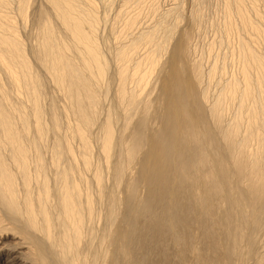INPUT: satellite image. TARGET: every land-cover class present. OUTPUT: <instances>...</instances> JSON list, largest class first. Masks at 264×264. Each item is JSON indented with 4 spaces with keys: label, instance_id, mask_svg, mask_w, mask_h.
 <instances>
[{
    "label": "bare ground",
    "instance_id": "obj_1",
    "mask_svg": "<svg viewBox=\"0 0 264 264\" xmlns=\"http://www.w3.org/2000/svg\"><path fill=\"white\" fill-rule=\"evenodd\" d=\"M160 2L0 0V71L21 100L16 102L13 95L10 99V90L0 77V204L13 220L27 224L43 246H50L45 250L48 254L35 250L38 264H141L145 256H138L141 260L135 256L134 261L121 232L132 212L140 213L139 231L147 233L141 240L145 252L152 238L163 245L168 237L178 243L179 254L196 251V241L188 230L195 211L213 263L226 257L230 264H244L255 253L256 234L264 227V53L258 50L264 46V27L256 20L263 19L257 8L260 4L264 8V0H224L222 28L227 44L234 46L226 55L229 62L225 57L222 64L215 60L206 72L199 60L190 58L189 30H183L181 40L170 45L177 18L173 20L176 28L168 23L162 26L164 16L160 15L161 21L156 19ZM29 8L33 9L30 16ZM19 19L26 33L17 27ZM105 25L114 42L109 40L110 47L105 39L104 49L109 46L112 50L106 52L111 56L101 46L105 31L100 35V30ZM239 29L246 38L237 36ZM233 36L238 38L237 45L233 40L231 44ZM169 45L173 46L166 62L172 69L169 87L178 94L179 102L176 106L170 103L166 117L156 114L162 127L159 124V130L150 131L154 122L150 123L149 114L154 106L144 93ZM31 62L40 69H34ZM230 62L236 67L228 73ZM110 64L115 66L113 75ZM42 73L67 99L64 110L57 108L56 99L50 103L52 98L47 104L50 110L42 105L48 97L43 87L48 80H43ZM218 74L227 80L217 81L224 84L210 102L203 82L205 77L209 84L214 82ZM108 77L117 82L112 87L116 95L113 107L104 109L100 94L108 95ZM139 103L145 111L143 119L140 114V125L128 132L130 112ZM234 106L236 113L227 122L226 112ZM46 110L50 124L45 121ZM61 116L68 120L64 125L66 119L61 121ZM120 117L128 124L117 134ZM50 130L55 139L50 151L47 148L50 159L46 161V148H42L48 146ZM94 144L100 156L97 161L93 159ZM139 159L143 164L138 180L131 176V168ZM107 171L113 177L111 185ZM140 181L147 184L146 200L137 197ZM120 189L129 200V206H124L126 215L120 213L124 200L119 199ZM156 204H161V210L154 211ZM219 211L222 222L217 218ZM221 223L227 238L224 246L217 238ZM148 230L154 232L153 237ZM15 244L13 249L0 245V264H34L23 253L28 244L21 240ZM259 257L261 262L264 255Z\"/></svg>",
    "mask_w": 264,
    "mask_h": 264
},
{
    "label": "rangeland",
    "instance_id": "obj_2",
    "mask_svg": "<svg viewBox=\"0 0 264 264\" xmlns=\"http://www.w3.org/2000/svg\"><path fill=\"white\" fill-rule=\"evenodd\" d=\"M163 0H161V4H160V11H159V13L156 15V19L157 20H162V17H163V21H161V22H163L162 23V26H164V25H166L167 23L170 25H172V26H174V25H177V28H176V30H174V33H173V38H172V41H171V43H170V45H175L176 43H178L180 40H181V35H182V33L184 32L183 30H189L190 31V33H191V35H190V37L188 38V46H189V48H190V51H191V53H189L190 54V58L193 60V61H200L201 63H202V68L204 69L203 71L204 72H206V70H210V68H211V66H212V64H213V62H215V60L217 61H219V62H216L217 64H222V60H223V57H225V59H226V55H227V53H228V55H230V48H232L233 46H234V43L232 44V40H233V42L235 41V44L237 45V43L238 42H236V40L238 39L237 38V36H240V37H244L245 36V38L247 37L246 36V34H245V32L243 31V32H241V29H239L238 31H237V36L236 37H232L231 38V44L233 45H228L230 42H227V37H226V34H225V32L223 31V28H222V25H223V27H224V17H225V12H224V0H164L163 2H162ZM171 2H172V4H171ZM198 2V3H197ZM162 4H163V6H162ZM165 4V5H164ZM199 5V6H198ZM261 5V4H260ZM259 5V6H260ZM169 6H170V10H171V12H169L170 10H168L169 9ZM197 6H198V8H197ZM201 6V7H200ZM258 6V8L257 9H259L260 8V10H258L259 12H260V14H262V21L260 22L258 19H256L258 22H259V24L260 25H262V27H264V12H262V10H264V8H263V6H260L259 7ZM162 7H163V9H162ZM174 8V9H171V8ZM204 7V8H203ZM30 10L28 11V15L30 16L31 15V12L33 11V9H31V8H29ZM166 9L168 10V12L166 11ZM178 9V10H177ZM173 10V11H172ZM197 10H200V11H198V12H200V15L199 16H196L194 13H196L197 12ZM202 10V11H201ZM164 11V14L162 13V12ZM196 11V12H195ZM252 11V10H251ZM169 13V14H167V16H166V13ZM207 12V13H206ZM223 12V13H222ZM170 13H172V14H170ZM193 13V14H192ZM175 14V15H174ZM181 14V15H180ZM252 15H253V11H252V13H251ZM158 15L160 16V18L158 17ZM172 15V16H171ZM179 15V16H178ZM196 17H195V16ZM195 18H194V17ZM200 16H201V18H200ZM205 16V17H204ZM171 17V18H170ZM197 17H199V18H197ZM254 19L256 18L255 17V15H253L252 16ZM168 18V19H167ZM176 18H177V21H176ZM155 19V20H156ZM167 19V20H166ZM195 19H197V20H199V21H197V20H195ZM155 20H153V22L152 23H155ZM169 20V21H168ZM176 21L177 22V24H176V22H175V24L173 25V23H174V21ZM167 21V22H166ZM201 21V22H200ZM223 21V22H222ZM198 24H197V23ZM17 27H22V28H24V30H25V33H26V30L27 29H25L26 28V26H24V24H23V21L21 20V19H19V20H17ZM108 23L110 24V21H108ZM107 23V24H108ZM152 23H150V25H152ZM222 23V24H221ZM108 24V26H110ZM167 24V25H168ZM201 24V25H200ZM168 25V26H169ZM170 25V26H171ZM108 26L107 25H105V26H103L102 27V29L100 30V35H101V31L103 30V32L105 33V36L103 35V37L101 36V38L103 39V40H108V45H110L111 43H112V45H113V39H112V35H110L109 33V29H108ZM104 27H107V28H104ZM163 28V27H162ZM161 28V30H163L164 31V29H162ZM222 28V29H221ZM104 29H106V30H104ZM29 30V29H28ZM196 30V31H195ZM223 31V32H222ZM162 31H160V33H161ZM25 33L24 34H21L22 36H24L25 35ZM103 34V33H102ZM107 34V35H106ZM109 34V35H108ZM162 34V33H161ZM163 34H164V32H163ZM193 35V36H192ZM108 36V38H106ZM217 36V37H216ZM24 38V37H23ZM223 38V39H222ZM190 39V40H189ZM105 40V44H104V42H103V44L101 43V46H102V48L104 49V48H106V46H107V41ZM109 40H110V42H109ZM214 40V41H213ZM219 40V41H218ZM239 41V40H238ZM173 43V44H172ZM228 43V44H227ZM221 44V45H220ZM104 45H105V47H104ZM112 45H110V47L112 46ZM169 45V47L167 48V51L165 52L166 53V55L167 56H165V54H164V60H162L161 62H160V64H165V66H160V64H159V66H158V68H157V70H156V72L154 73V75H153V77H152V79H151V83H150V88L148 89L147 88V90H146V92L144 93V94H146V93H148L146 96H147V100H149V101H153V105L152 106H154V108L152 107L151 108V110L152 111H150L151 113L149 114V120H150V123L151 122H154V124L152 123V124H150L151 126H150V131H152V129L151 128H156L157 127V129H156V131L157 130H159L161 127H162V125L160 124V122H162V120H160L161 118H160V116L163 114V118L164 117H166V114H168V108H169V105H170V103H172L174 106H176V105H178V102H179V97H178V94L174 91V90H172L170 87H169V84H170V77H171V74H172V69H171V67H170V63H169V65H166L167 63L166 62H168L167 61V59L169 58L170 59V57H169V55H171V51L173 50V46L171 47ZM235 45V46H236ZM214 46V47H213ZM109 47V46H108ZM107 47V49H109ZM112 48H114V47H112ZM227 48V49H226ZM229 48V49H228ZM107 49H104L105 50V52H106V50ZM170 49H172V50H170ZM222 49V50H221ZM110 50H112V49H109L108 51H110ZM213 50V51H212ZM258 50H259V52L260 53H264V46L263 45H260V48H259V46H258ZM107 51V52H108ZM189 51V52H190ZM225 51H226V54H225ZM228 51V52H227ZM106 52V53H107ZM111 52V51H110ZM110 52H108L107 53V55H109V56H111L112 54H110ZM168 52H171V53H168ZM210 52V53H209ZM219 55H218V54ZM215 54H217L216 56H215ZM223 55V56H222ZM213 57V58H212ZM214 57H216L215 59H214ZM218 57V58H217ZM221 57V58H220ZM227 57H229V56H227ZM110 59V58H109ZM163 59V58H162ZM168 59V60H169ZM222 59V60H221ZM225 59H224V61H225ZM111 60H112V58H111ZM110 60V61H111ZM227 60V62H229L228 60H230L229 58H227L226 59ZM35 62H31V64H33V68L35 69V67H37L36 68V70H39L40 68L37 66V64H34ZM111 63H113L112 61H111ZM224 63V62H223ZM110 65H112V66H110L111 67V70H109V72L111 71V75H113V72H114V69H115V66H114V64H110ZM228 65L229 66H227L228 67V73H231V72H233V70H234V68L236 67V64H234V66H233V64L230 62V63H228ZM220 66H222V65H220ZM230 68V69H229ZM231 69H233V70H231ZM0 70L2 71V69L0 68ZM208 70V71H209ZM0 71V77H1V79L3 80L2 82L4 83L3 85H4V87L9 91V95H10V99L12 100V99H14L13 97H11L12 95L14 96H16L17 94L15 93V90H14V88H12V87H10V86H12L11 85V83H10V81H9V79L7 80L5 77V72H4V75H3V71L1 72ZM208 71H207V73H208ZM40 72V71H39ZM38 72V73H39ZM42 72V71H41ZM158 72H160L159 73V76H158ZM207 73H205V74H207ZM227 73V77L228 76H230V74H228ZM41 74V73H40ZM42 75H43V73H42ZM111 75H109V76H111ZM206 76V75H205ZM225 76V77H226ZM43 77V80L45 81H47L48 80V78H46V77H44V75L42 76ZM221 77V78H220ZM224 76H222L221 74H218V76H217V80H214V82L212 81V83L210 82V84H209V81L207 80V78L205 77V79H204V81L205 82H203L204 83V85L205 86H207L208 87V85H209V88H207L206 87V90L208 89L209 91H208V93H209V97H208V100L210 99H212L210 102H213L214 101V99H216V97H217V95L219 94L218 92H220L221 90H220V88H221V85L222 84H224V81L222 82V84L221 83H218V82H220V79L222 80H224L225 79V81L227 80V77L225 78H223ZM108 78H110V77H108ZM111 78H113V77H111ZM109 79V82H108V84H109V88H108V95H105V93H101L100 95H101V100H102V104H103V106H104V109L105 108H107V109H109L108 107H109V105H111L112 107H113V105H114V103H115V91H116V89H114V88H116V86H117V82H116V80L115 79ZM219 78V79H218ZM229 78V77H228ZM50 80H48L47 81V83H45L44 84V86L43 87H45L46 86V88L47 89H45L44 90V88H43V90L44 91H46L47 90V92H46V94L48 95V97H47V95L45 94V93H43V95H45V97L44 98H46L47 97V99H43L42 100V102H44V103H42V105L44 106V104H45V107L47 108V106L49 105V99L50 98H52V101H51V99H50V103L51 102H54L55 101V99H56V101H57V108H58V105H59V108H60V111L61 110H64L66 107L65 106H67L68 105V103H67V99L66 98H64L63 96V94L62 93H59L60 91H57V89L56 90H54L55 89V87H54V85L52 84H50V83H48ZM111 81V82H110ZM218 81V82H217ZM156 83V84H155ZM208 83V84H207ZM9 84V85H8ZM47 84H48V86H47ZM51 86H50V85ZM218 84V85H217ZM155 86V87H154ZM204 86V87H205ZM223 86V85H222ZM48 87L50 88V87H54V88H50L51 89V91H50V89L48 90ZM112 87H114L113 89H112ZM202 87H203V85H202ZM204 87H203V89H204ZM220 87V88H219ZM11 88V89H10ZM154 88V89H153ZM220 90V91H219ZM12 91V93H10ZM14 91V92H13ZM43 91V92H44ZM49 91V92H48ZM112 91V92H111ZM152 91V92H151ZM14 93V94H13ZM58 93V94H57ZM111 93V94H110ZM218 93V94H217ZM212 94V95H211ZM63 95V96H62ZM14 96V97H15ZM143 96H145V95H143ZM145 96V97H146ZM17 97H18V95H17ZM149 97V98H148ZM214 98V99H213ZM15 99H16V102H18V101H21L20 100V97L17 99L16 97H15ZM24 99V98H23ZM22 99V101L24 102V100H25V102L27 101L26 99H24L23 100ZM53 99H54V101H53ZM58 99V100H57ZM107 100V101H106ZM15 101V100H14ZM48 101V102H47ZM59 101V102H58ZM148 101V102H149ZM24 102V103H25ZM150 102V103H151ZM27 103V102H26ZM25 103V104H26ZM55 103V102H54ZM112 103V104H111ZM48 104V105H47ZM142 103H139V105L140 106H136L137 108H134V109H132V112H130V120H128V121H130V123L131 124H129L130 125V127H129V125L127 126V130H128V132H130V130H134V127L136 128V125H140L139 123H140V117H141V115H142V119H143V115H144V108L142 107V105H141ZM62 105V106H61ZM44 107V109H46ZM50 107H51V105L50 106H48V108L47 109H49L50 110ZM112 107H110V108H112ZM234 110V111H233ZM48 110H46L45 111V115L47 114V115H49V111L47 112ZM230 113H229V112ZM227 112H226V121L227 122H229L234 116H233V114L235 115V113H236V108H235V106L234 107H232V109L230 108L229 110H228ZM47 112V113H46ZM141 114V115H140ZM156 114H158V115H160V116H158V115H156ZM45 116V118H46V123L47 124H50V121H49V123H48V119H50V118H48V116ZM156 116H158L159 117V119L156 117ZM157 119H156V118ZM65 118V117H64ZM64 118H62V116H61V121H62V119L64 120ZM66 119V118H65ZM119 119H121V117L119 118ZM118 119V120H119ZM123 119V118H122ZM122 119L120 120V123H119V121L118 122H116V123H118L117 125H118V127H117V125L115 124V127H117V129L119 130H117L116 128V133L118 134V133H120V132H122V130H123V128H121V126L123 127L124 125H126V124H124L126 121H124V122H122ZM124 120V119H123ZM156 120H158V121H156ZM67 119H66V121L64 120V121H62L63 123V125H64V122L65 123H67ZM127 121V122H128ZM139 121V122H138ZM160 121V122H159ZM122 122V123H121ZM126 122V123H127ZM158 123V124H157ZM98 124V123H97ZM128 124V123H127ZM136 124V125H135ZM159 124L161 125L160 126V128L158 127L159 126ZM66 125V124H65ZM135 125V126H134ZM97 128V125H95L94 126V128ZM96 128L94 129V130H96ZM129 128V129H128ZM131 128H133V129H131ZM138 128V127H137ZM136 128V129H137ZM97 130H98V128H97ZM96 130V131H97ZM126 130V131H127ZM148 130L149 129H146V132H148ZM154 130V129H153ZM52 130H50L49 132H51ZM95 131V132H96ZM118 131V132H117ZM155 131V130H154ZM53 132V131H52ZM52 132L50 133V135L48 136L47 135V138H48V141H47V144H45V145H48V146H46V147H43L42 148V150L43 149H45V151H43V154H44V152H45V154H44V156H46V157H44V158H46V161H48V158L50 159V152L49 153H47V148H48V150L50 151V147L52 146V144L51 143H53V141H54V139H55V137H54V133L52 134ZM49 134V133H48ZM127 134H129V133H127ZM148 140H150V138L148 139ZM49 142V143H48ZM75 142V141H74ZM77 142V141H76ZM74 143L75 144V147L77 148V146L79 145L78 144V142L77 143ZM93 159L95 160V161H97V160H100V158L98 159V157H100L99 155H98V151H97V146L94 144L93 145ZM96 151H97V153H96ZM48 155H47V154ZM98 155V156H97ZM139 162H137V163H139V164H137L136 163V165L134 164L133 166H135V167H132L131 168V172H132V169H133V172L131 173V176L134 178V179H138L139 180V178H140V174H139V167H140V165H142L143 164V161H142V159H139L138 160ZM99 162V161H98ZM150 167V166H149ZM135 169V170H134ZM49 171H50V168H49ZM136 172V173H135ZM107 173H108V176H107ZM107 173H106V177H107V179H108V181L107 182H111L112 183V181H113V177L112 176H110V172L109 171H107ZM50 174L52 175V173H51V171H50ZM112 175V174H111ZM112 177V178H111ZM141 183L139 184V189H138V192H137V197H138V200H146L147 198H148V195H149V193H148V188H147V184H146V182H144V181H140ZM111 183H110V185H111ZM109 185V186H110ZM20 187V186H19ZM0 189H1V185H0ZM118 194H119V199L122 201L123 199V201H122V206H121V210H120V213H122V211H127L125 208H127V206H129V200H128V197H126V195H127V193H125L124 191H123V189H120L119 190V192H118ZM183 194V193H182ZM184 196L186 195V193H184L183 194ZM183 195H181L180 197L182 198L183 197ZM140 198V199H139ZM182 199H185V197H183ZM126 201H128V202H126ZM184 202H185V200H183ZM184 202H182V203H184ZM159 205H161V204H156V208H155V210L154 211H157L156 209H159V210H161V206H159ZM124 206H125V208H124ZM3 206H1V204H0V209L2 208ZM158 207V208H157ZM122 209H124V210H122ZM2 210V211H1ZM0 210V221H3V222H0V245H8L9 247H11V246H14V247H16L15 245V243L17 242L18 243V241L19 240H21L22 242H24L25 243V245L26 244H28V248L27 249H29V250H31V254H30V251L29 250H27V249H25V252H23L24 253V256L25 257H28V258H26V259H31V261L32 260H34V264H35V262H36V257L38 258V256H37V252L35 251L36 249L37 250H41V251H45L46 250V248L47 249H50V246H43L42 244H41V242L38 240V239H36V237L35 236H33L34 234H32L31 232H30V229L28 230L27 228L28 227H26V226H28L27 224H25L24 222H22V221H20V220H18V221H16L17 220V218H16V220H13L12 219V216L13 215H11L9 212V214L11 215H8V217H6L7 215L6 214H8L7 213V211L5 212V208L3 207L2 209ZM5 213V214H4ZM192 213H195V215L194 214H191L192 215V217L193 218H191L192 219V224H191V227L190 226H188V230H189V232L193 235V237H194V239H195V246H196V251L198 252L199 250H200V252L202 251V253H200V254H196V251H193V252H191V253H189V254H186V255H182V254H179V252H178V249H179V245H178V243H176L174 240H172V238L171 237H168V239L169 240H167L166 238L164 239V242H163V245H160L161 244V240H158V239H154V238H152L151 240H149L150 242L149 243H147V245H148V247H147V249H146V252L144 251V249H145V247H144V245H142L141 243H143L141 240L143 239V238H146V236H145V234H147V233H145V231H143V229H141V231H139V229H140V221H141V218L140 217H138L139 215H140V213H134V212H132L131 214H128V220L126 221V223H125V226L122 228V230H121V232H122V234H123V239H124V245H125V247L126 248H130V256H132V255H134V256H132V259H135V258H133V257H135L136 256V258H138L137 260H141V258L142 257H144V258H142V260L140 261V263L141 264H212L213 262L211 261V254L210 253H207V250H206V244H205V242L204 241H202V239L203 238H201V229H198V228H200V227H198L199 226V224H201V222L198 220V216L196 217V215H198L197 214V212H192ZM2 214H3V216H2ZM217 214H218V216H217V218H218V220L220 221V222H222L221 221V217H222V212H217ZM122 215H123V213H122ZM124 215H126V212L124 213ZM2 216V217H1ZM5 216V217H4ZM10 217H11V220H10ZM120 217H121V214H120ZM3 218H5V219H3ZM13 218L15 219V217L13 216ZM168 218V217H167ZM2 219V220H1ZM187 219V218H186ZM193 219H195V220H193ZM5 220V221H4ZM190 220V219H189ZM9 221L11 222V223H9ZM122 221V220H121ZM194 221H195V223H194ZM14 222V223H13ZM197 222H199V224L197 223ZM120 223V222H119ZM119 223L117 222V225H119ZM198 224V225H197ZM194 225V226H193ZM201 226V225H200ZM220 226V228H221V232H220V234H218V236H217V238H218V241H219V243H220V245L221 246H224V244L225 243H227V238H226V236L224 235V234H222V232L224 233V231H223V227H221V226H223L222 225V223H221V225H219ZM26 227V228H25ZM136 227H137V229H136ZM24 228H25V230H24ZM116 229L118 230V226H116ZM263 230H261L260 231V229L258 230V232H257V243H255L256 245H255V253H253L252 254V257L251 258H248V260H247V262H245L244 264H264V259L261 261V262H259L260 261V257L259 256H262V255H264V227L262 228ZM199 230V231H198ZM23 231H25V232H23ZM143 231V232H142ZM149 231V230H148ZM30 232V233H29ZM142 232V233H141ZM145 233V234H144ZM140 234H143V237H141L142 235H140ZM148 234L151 236V237H153L154 236V232L153 231H149L148 232ZM220 235V236H219ZM224 235V236H223ZM200 237V238H199ZM13 239V240H12ZM15 239H18V241H16ZM157 240V241H156ZM262 240V241H261ZM15 241V242H14ZM220 241H222V242H220ZM152 244V245H149V244ZM155 243H156V245H155ZM165 243H166V245H165ZM168 243V244H167ZM176 243V244H175ZM14 244V245H13ZM6 245V246H7ZM226 245V244H225ZM5 246V247H6ZM7 246V247H8ZM144 248H142V247ZM149 246H151V247H149ZM203 247H205V248H203ZM12 249H13V247H11ZM151 250H150V249ZM154 248V249H153ZM204 249V252H203V250H201V249ZM143 249V250H142ZM164 249V250H163ZM26 250H27V252H26ZM137 250V251H136ZM147 250H148V252H147ZM154 250V251H153ZM28 251H29V254H28ZM160 251V252H159ZM205 251H206V254H205ZM36 252V253H35ZM46 252V251H45ZM164 252V253H163ZM166 252V253H165ZM177 252V253H176ZM204 253V254H203ZM261 253V254H260ZM27 254V255H26ZM45 254H48V252H46ZM202 254V255H201ZM256 254H257V257H255L256 256ZM142 255V256H141ZM259 255V256H258ZM34 256H35V258H34ZM48 256H50V255H48ZM138 256H140V257H138ZM225 255L223 254V252H222V256L221 257H224ZM32 257V258H31ZM147 257V258H146ZM198 257V258H197ZM259 257V258H258ZM167 259V260H166ZM197 259V260H196ZM151 260V261H150ZM164 260H166V261H164ZM198 260L200 261V262H198ZM222 260V261H221ZM134 261H136V259L134 260ZM222 262H224V263H222ZM219 263L221 264H230L229 263V260L228 259H226V257H224V259H221L220 258V261H219ZM218 263V264H219ZM238 263H240V261H238ZM243 263V262H242ZM242 263H240V264H242ZM36 264H38L37 262H36ZM213 264H215V263H213Z\"/></svg>",
    "mask_w": 264,
    "mask_h": 264
}]
</instances>
